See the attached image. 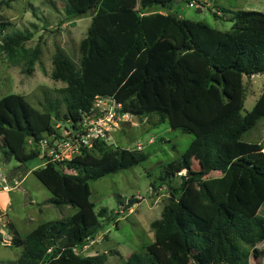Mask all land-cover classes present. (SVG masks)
I'll use <instances>...</instances> for the list:
<instances>
[{"label":"trees","instance_id":"16d2710c","mask_svg":"<svg viewBox=\"0 0 264 264\" xmlns=\"http://www.w3.org/2000/svg\"><path fill=\"white\" fill-rule=\"evenodd\" d=\"M61 1L68 17L91 15L80 42V66L57 48L52 77L66 85L61 98L48 100L43 109L20 93L0 98L5 159L26 164L40 157L37 145L46 135L62 137L56 121L76 127L96 95L113 96L121 111L135 116L156 114L160 122L195 135L199 166L193 169L186 155L166 164L168 178L186 173L161 217L151 222L154 240L123 264H182L187 258L196 264H246L249 248L264 241V146L243 139L264 118V89L250 110L244 108V78L264 74V12L223 9L232 22L225 30L171 11L174 0ZM221 15L214 12L218 19ZM8 24L0 14L1 49L10 57L29 54L32 71L40 47H25L29 30L5 34ZM149 156L97 140L68 162L69 172L54 162L33 170L52 194L49 203L70 204L77 211L41 223L25 237L11 225L13 244L24 249L16 260L0 264H105L106 252L83 256L77 251L95 237L102 219H111L106 207L96 209L90 182ZM214 171L222 173L219 198L203 181ZM136 201L131 198L126 209Z\"/></svg>","mask_w":264,"mask_h":264},{"label":"rangeland","instance_id":"374dc122","mask_svg":"<svg viewBox=\"0 0 264 264\" xmlns=\"http://www.w3.org/2000/svg\"><path fill=\"white\" fill-rule=\"evenodd\" d=\"M4 1L0 0V14L9 21L5 34L19 30L31 31L32 37L25 42V47L33 50L39 46L41 53L32 71H29V54L27 57L21 54L10 57L0 47V98L9 93H20L32 105L43 109L48 100L61 98L59 90L66 85L52 77L53 56L57 48H62L79 67L82 58L80 42L87 36L91 16L68 17L65 3L61 0H12L10 5ZM220 1L174 0L172 9L188 19L202 20L214 27L229 29L232 22L228 19V13H225V18L218 19L211 12L220 11ZM190 3H194L193 6ZM240 8L264 12V0H243ZM4 36L0 37V45ZM244 85V108L250 110L264 89V74L245 77ZM59 112L61 115L65 113L64 104L60 106ZM56 127L60 134L70 132L68 121L58 120ZM195 139L193 133L172 128L168 120L160 122L156 114L145 117L133 115L113 125L107 140L109 145L114 148H138L140 145L141 150L150 153V156L136 166L90 182L91 199L96 203V209L106 207L111 219H102V226L95 237L78 252L83 256L106 252L108 259L105 264H123L133 252L145 251L147 244L154 240L151 222L161 217L171 191L179 188L181 175L186 173L183 170L175 177L168 178L165 166L169 161L186 155L193 169L198 168ZM243 139L264 146V118ZM43 162L40 156L21 164L15 159H5L0 151V173L3 172V177L12 186L10 191H5L0 185V215L7 214L10 223L0 226V260H16L24 249L13 244L11 225L25 237L41 223L66 219L77 211V207L70 204L57 207L48 202L52 194L33 172L43 166ZM221 176V172L214 171L203 180L218 198L217 180ZM131 198L137 201L127 210L125 204ZM11 238L12 244L9 245ZM249 250L251 255L246 264H264V241ZM182 264L196 263L187 258Z\"/></svg>","mask_w":264,"mask_h":264},{"label":"built area","instance_id":"2783aa9c","mask_svg":"<svg viewBox=\"0 0 264 264\" xmlns=\"http://www.w3.org/2000/svg\"><path fill=\"white\" fill-rule=\"evenodd\" d=\"M193 4L190 3L191 6ZM121 109L122 104L117 102L113 96L96 95L92 110L83 114L76 127H72V122H70V132H62V137H57L55 133L46 135L38 143L37 147L41 151L40 156L44 159L42 165L45 166L49 162H54L69 172L68 162L79 155L82 152V148H93L97 140L107 141L113 125H117L121 119L133 116V114L123 112ZM138 149H141L140 145ZM3 176H5L3 172L0 173L1 188L5 191H10L12 186L7 178ZM8 221L9 216L7 214L0 215V223H3L0 226H5ZM8 243L9 245L12 244V238Z\"/></svg>","mask_w":264,"mask_h":264},{"label":"crops","instance_id":"0c3cea01","mask_svg":"<svg viewBox=\"0 0 264 264\" xmlns=\"http://www.w3.org/2000/svg\"><path fill=\"white\" fill-rule=\"evenodd\" d=\"M210 1L211 0H208V2H210ZM225 2H227L226 6H224ZM242 4H243V0H233V1L232 0H224V1L221 0L220 3L218 4V6L220 8V11H218V14H220V15L223 14V16L221 15V18L223 19L226 16L224 13L221 12L223 9H226V10L227 9H231V10L241 9L240 7L242 6ZM171 11H173V9ZM211 12L214 13L213 10ZM179 15L183 16L181 14H179ZM228 19H229V17H228ZM225 30H227V29H225Z\"/></svg>","mask_w":264,"mask_h":264}]
</instances>
